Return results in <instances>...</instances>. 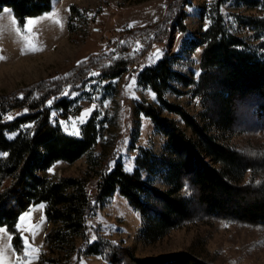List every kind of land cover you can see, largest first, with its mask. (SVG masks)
<instances>
[{"label": "rangeland", "instance_id": "374dc122", "mask_svg": "<svg viewBox=\"0 0 264 264\" xmlns=\"http://www.w3.org/2000/svg\"><path fill=\"white\" fill-rule=\"evenodd\" d=\"M218 1L53 0L50 10L29 15L24 22L13 7L5 5L0 11V99L22 102L7 115L24 114L26 108L31 110L33 103L49 95L46 105L51 107L53 123L65 133L80 137L88 122L81 111L97 104L92 118L99 136L94 146L73 161H55L42 174L56 179L88 177V191L94 194L105 161L113 167L121 160L126 170L134 171L146 150L160 158H172L167 133L141 109L143 102L155 105L161 116L173 119L202 149L199 133L187 119L161 101L151 84L140 79L141 71L164 59L178 73L171 76L164 91L169 103L185 109L220 142L252 156L264 151L263 110L243 106L238 124L231 129L221 121L217 92L200 84L206 52L202 34L216 17ZM182 10L186 12L185 27L178 19ZM221 12L230 31L264 58V31L246 22L248 17L264 18V0H224ZM118 58L128 61L127 70L118 76L107 75L106 70ZM59 97L68 99L67 107L56 104ZM36 120L23 121L16 129H7V134L15 137L21 131H32ZM7 154L0 150V159ZM157 167L152 171L142 168L143 178L149 185L166 189L167 168L164 162ZM243 181L263 183L264 168L248 170ZM183 191L193 193L188 185ZM46 206L47 202L34 204L19 216L17 244L21 246L23 240L24 247L20 256L14 245L15 263L10 259L13 234L3 226L0 264H111L102 254L79 257L74 253L66 258L61 249L43 254L51 226ZM153 207L162 208L159 204ZM88 234L91 240L101 234L116 245L130 247L139 257L186 251L212 264H264V224L201 217L154 238L146 230L143 212L120 192L107 197L90 217Z\"/></svg>", "mask_w": 264, "mask_h": 264}, {"label": "trees", "instance_id": "16d2710c", "mask_svg": "<svg viewBox=\"0 0 264 264\" xmlns=\"http://www.w3.org/2000/svg\"><path fill=\"white\" fill-rule=\"evenodd\" d=\"M52 1L0 0V11L5 5L13 7L20 21L24 22L29 15L50 10ZM223 1L216 3V17L202 34L206 52L200 84L217 92L221 121L234 129L243 106L260 107L264 113V58L250 51L244 40L230 31L221 12ZM185 18L186 12L182 10L178 19L183 27ZM248 18L247 24L257 31H264V18ZM128 64L127 60L118 58L108 67L106 74L118 76L127 70ZM132 66L137 67L134 63ZM173 74L178 73L164 59L157 66L141 71L140 79L151 84L161 101L187 119L199 133L202 149L173 119L161 116L155 105L143 102L141 109L167 133L168 150L173 157L160 158L146 150L134 171L126 170L121 160H117L113 167L105 161L94 194L88 191V177L56 179L42 174L55 161H73L94 146L99 133L93 118L85 124L82 136H72L51 120V107L46 105L49 95L33 103L28 113L17 114V117L8 116L7 112L22 102L0 99V150L8 153L0 159V226L6 225L13 234L20 256L23 249L17 244L19 231L16 222L32 205L47 202L46 214L51 226L45 237L43 254L61 249L60 253L66 258L74 253L79 257L95 253L104 255L111 264H212L186 251L139 257L130 247L116 245L101 234L91 240L88 234L90 217L115 192L127 196L143 212L146 230L154 238L201 217L264 224V181H243L248 170L264 168V151L252 156L220 142L216 135L205 132L200 122L185 109L169 103L164 98V91ZM68 102L66 97H59L56 104L67 107ZM34 118L37 120L32 131H21L15 137H9L7 129H16L23 121ZM93 160L90 155L92 164ZM159 162H164L167 168L169 186L166 189L149 185V180L143 178L142 168L152 171L159 168ZM187 185L193 190L191 195L183 191ZM157 204L161 205L160 210L154 209Z\"/></svg>", "mask_w": 264, "mask_h": 264}, {"label": "water", "instance_id": "95a60500", "mask_svg": "<svg viewBox=\"0 0 264 264\" xmlns=\"http://www.w3.org/2000/svg\"><path fill=\"white\" fill-rule=\"evenodd\" d=\"M96 107H97V104L94 102L92 103L90 106L88 107H85L82 111H81V116L86 119V120H89L92 118L95 110H96ZM25 113H28L29 110L26 108L25 110ZM22 113H19L18 115L20 116ZM27 238V237H26Z\"/></svg>", "mask_w": 264, "mask_h": 264}, {"label": "crops", "instance_id": "0c3cea01", "mask_svg": "<svg viewBox=\"0 0 264 264\" xmlns=\"http://www.w3.org/2000/svg\"><path fill=\"white\" fill-rule=\"evenodd\" d=\"M42 203H44V202H42ZM0 230L2 231V230H4V228H3V226H0ZM11 236V235H10ZM12 241V240H11ZM11 251H12V257H10V259L12 260V263H15V261H16V258H17V252H16V250H15V247H14V244H13V242H12V244H11Z\"/></svg>", "mask_w": 264, "mask_h": 264}, {"label": "snow or ice", "instance_id": "6c2138e0", "mask_svg": "<svg viewBox=\"0 0 264 264\" xmlns=\"http://www.w3.org/2000/svg\"><path fill=\"white\" fill-rule=\"evenodd\" d=\"M5 11H7V10H5ZM23 247H24V241L22 240L21 241V248L23 249Z\"/></svg>", "mask_w": 264, "mask_h": 264}, {"label": "built area", "instance_id": "2783aa9c", "mask_svg": "<svg viewBox=\"0 0 264 264\" xmlns=\"http://www.w3.org/2000/svg\"><path fill=\"white\" fill-rule=\"evenodd\" d=\"M120 40H121V41L124 40V37H121Z\"/></svg>", "mask_w": 264, "mask_h": 264}]
</instances>
